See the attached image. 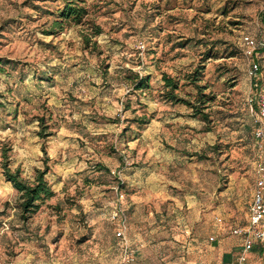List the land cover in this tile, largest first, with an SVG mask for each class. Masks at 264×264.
Wrapping results in <instances>:
<instances>
[{"label": "rangeland", "instance_id": "374dc122", "mask_svg": "<svg viewBox=\"0 0 264 264\" xmlns=\"http://www.w3.org/2000/svg\"><path fill=\"white\" fill-rule=\"evenodd\" d=\"M60 4L0 0V56L15 60L0 83V264H121L118 200L136 250L126 264H194L211 235L245 222L252 200L264 47L248 56L243 37L264 40L261 0H85L86 23L46 33ZM131 72L150 87L135 89ZM164 73L197 106L203 86L209 121L162 95ZM140 116L143 127L131 120ZM5 149L29 180L49 158L56 193L27 220L3 173Z\"/></svg>", "mask_w": 264, "mask_h": 264}, {"label": "trees", "instance_id": "16d2710c", "mask_svg": "<svg viewBox=\"0 0 264 264\" xmlns=\"http://www.w3.org/2000/svg\"><path fill=\"white\" fill-rule=\"evenodd\" d=\"M49 13L52 14L54 18L51 21H49V25L46 28L45 32L56 35L57 33L61 32L67 25L86 23V16L89 13V9L85 4V0H61L60 6L55 11H51ZM94 27H95L94 31L92 32L93 35H97L102 31L99 26L96 25ZM89 40H90L89 37L85 38L86 42H89ZM190 41L191 39H186L180 42V45H184L185 43L187 44ZM199 42L203 44L204 43L207 44L203 40H199ZM261 47H264V45ZM209 51L210 48H208V53ZM14 63L15 60L0 56V83L2 80V76L7 75L9 72L8 66H12L14 68ZM194 75L195 73L192 74L190 78L192 83H196L195 81L199 79L197 76ZM39 77L38 79L41 80L47 79L43 74L39 75ZM127 78L131 80L132 86L135 89L145 90L146 88L150 87V77L147 75L143 76V75H139L138 73L131 72V74H129ZM163 80H164L165 90L163 91L162 95L166 99L188 104L190 107L194 108L195 116H199L200 119H202L205 122L209 121L208 113L204 112L201 108L206 106V103L208 102L209 99H211V96L209 94L203 93L202 85L196 84V87L198 89L196 99L197 101L202 103L200 106H197L193 102L180 97L176 93V89H178L179 87L177 79L164 73ZM4 97L5 94L0 85V108L4 107V102L2 100ZM39 119H40L39 123L41 127L44 128L43 130L39 131V135H41L42 137H46L49 134V132H44V131L49 126L48 124H44L45 121L43 117H40ZM131 120L138 127H143L145 124H147L150 121L145 116H140L136 118L133 117L131 118ZM254 127H255V123L253 125V130H252L253 136H254ZM48 159H49L48 156H45L43 158L44 167L37 168L34 178L32 180H29L21 175L20 168H15V169L11 168L9 156L6 152V149L3 152V161H2L3 173L5 179L11 182L14 188L17 189L19 192V207L21 210V217L23 220H27L34 213H36L41 208L42 204L46 200L52 198L56 193L52 183L48 180L46 176L50 168L48 164Z\"/></svg>", "mask_w": 264, "mask_h": 264}, {"label": "built area", "instance_id": "2783aa9c", "mask_svg": "<svg viewBox=\"0 0 264 264\" xmlns=\"http://www.w3.org/2000/svg\"><path fill=\"white\" fill-rule=\"evenodd\" d=\"M264 10V0H261ZM243 40L247 46L246 54L251 55L258 47L264 45V41H258L245 35ZM259 71V63L252 59L249 67V74L254 77ZM256 117L254 127L255 145L257 147V158L255 165V181L252 193V200L248 207V218L246 223L232 228L231 232L242 238V249L239 254V261L244 263L248 259L249 253L256 244L264 243V95H256ZM253 111V106H251ZM110 219L116 223L115 235L121 250L120 262L126 264L134 261L135 250L131 247L127 237L128 216L122 207L121 202L115 204L110 212ZM217 222L221 223L222 218L216 217ZM214 240V237H210Z\"/></svg>", "mask_w": 264, "mask_h": 264}, {"label": "crops", "instance_id": "0c3cea01", "mask_svg": "<svg viewBox=\"0 0 264 264\" xmlns=\"http://www.w3.org/2000/svg\"><path fill=\"white\" fill-rule=\"evenodd\" d=\"M217 216L218 215L215 216V220ZM247 218H248V212L246 214V220L244 223H246ZM216 223L220 226L221 229H223L224 227L222 225L223 222L219 223L216 220ZM235 226L228 227L229 235L221 234L219 238L216 235H211L214 237V240L212 241H215L214 242L215 244L207 247L206 253L204 254L203 258L197 260L194 264H264V243L255 245L253 250L249 253L246 262L241 263L239 261V254L242 249V238L238 235H234L231 232L232 228ZM220 233L221 232H218V234ZM114 235H115V231H114Z\"/></svg>", "mask_w": 264, "mask_h": 264}]
</instances>
